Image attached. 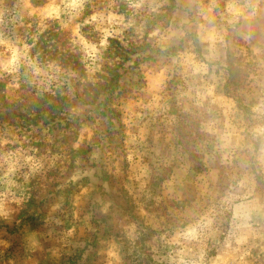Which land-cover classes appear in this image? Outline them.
<instances>
[{
	"label": "rangeland",
	"instance_id": "374dc122",
	"mask_svg": "<svg viewBox=\"0 0 264 264\" xmlns=\"http://www.w3.org/2000/svg\"><path fill=\"white\" fill-rule=\"evenodd\" d=\"M0 264H264V0H0Z\"/></svg>",
	"mask_w": 264,
	"mask_h": 264
},
{
	"label": "trees",
	"instance_id": "16d2710c",
	"mask_svg": "<svg viewBox=\"0 0 264 264\" xmlns=\"http://www.w3.org/2000/svg\"><path fill=\"white\" fill-rule=\"evenodd\" d=\"M113 43H115V42H113ZM116 44H118V43H115V45ZM115 52H116V56L118 58H120L122 61H129V60H131L130 59L131 58L130 56L133 55V54H130L129 55V53H125L122 50V48L119 47V44L117 45V47H115ZM127 55H129V56H127ZM117 77H118V75H117L116 71L114 70V74L110 77L108 83L105 85V87L101 91V96H102L101 104L103 105L102 112H103V114H106V116L109 119H111L110 114H112V112H113V109L109 108V103L111 101L110 98H111V95H112V91L117 86V81H116ZM75 257H76V255H75Z\"/></svg>",
	"mask_w": 264,
	"mask_h": 264
}]
</instances>
